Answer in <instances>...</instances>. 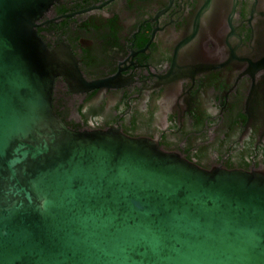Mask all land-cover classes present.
<instances>
[{
    "label": "water",
    "instance_id": "water-1",
    "mask_svg": "<svg viewBox=\"0 0 264 264\" xmlns=\"http://www.w3.org/2000/svg\"><path fill=\"white\" fill-rule=\"evenodd\" d=\"M57 1L0 0V264H264V170H205L56 113L58 78L93 88L39 35Z\"/></svg>",
    "mask_w": 264,
    "mask_h": 264
},
{
    "label": "flooded vegetation",
    "instance_id": "flooded-vegetation-1",
    "mask_svg": "<svg viewBox=\"0 0 264 264\" xmlns=\"http://www.w3.org/2000/svg\"><path fill=\"white\" fill-rule=\"evenodd\" d=\"M40 24L93 85L57 79L71 129L151 139L205 170H264V0H58Z\"/></svg>",
    "mask_w": 264,
    "mask_h": 264
}]
</instances>
